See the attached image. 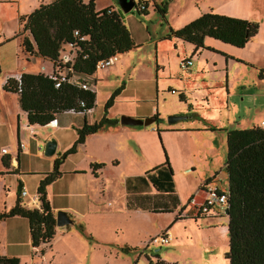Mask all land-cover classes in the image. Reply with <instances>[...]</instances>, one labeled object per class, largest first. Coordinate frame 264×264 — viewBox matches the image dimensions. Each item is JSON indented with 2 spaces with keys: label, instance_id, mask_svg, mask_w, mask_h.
<instances>
[{
  "label": "rangeland",
  "instance_id": "rangeland-1",
  "mask_svg": "<svg viewBox=\"0 0 264 264\" xmlns=\"http://www.w3.org/2000/svg\"><path fill=\"white\" fill-rule=\"evenodd\" d=\"M44 1L47 0H0V71H3L1 72L0 79H3L7 73L14 71L15 60L23 58L19 41L13 39V36L21 29L20 15H22V17L23 15H29L31 11H35L36 8L38 9L40 4ZM157 1L160 6L161 4L166 5V15L159 13L154 7L153 2L149 4L147 15H140L135 10L129 14H122L127 28L134 37L136 46L142 45V47L119 55V61L116 66L100 69L96 72L98 80L102 79L106 81L108 86H111V82H114L116 79L120 80V82L112 88H107L105 86L100 87L101 85L99 84L97 90L98 103L96 104L94 113L95 118L99 117V115H101V117L107 116V111L105 109L106 102L111 98L110 95L107 100H104L106 99V93L100 94V90L103 92L111 91V94H114L116 91L121 90L123 84H129L130 79L138 77L139 79L146 80L149 78L150 73L153 75L152 79H156V43H158V51L160 55H162L166 70H170V74L165 72L164 77L171 76L173 78H183L188 74H194L197 67V60L203 59L209 63V72L207 73L210 74L207 75L208 80L210 82L216 81V76L214 77L212 74V71H214L213 61L219 59V57L216 56V53H218L216 50L211 49L209 51H201L202 57L198 55L195 56L196 59L194 60V66L184 70L181 69L180 62L186 56V51H192L190 45L179 39H166L171 29L177 30L190 23L194 15L193 12L196 0ZM199 1L201 0H198V2ZM107 3H113L114 6L120 10L118 0H98L97 7L100 8ZM246 14L248 20L264 24V0H252L251 10L246 12ZM253 41H255V39ZM212 44L214 45L213 47L218 46L216 43ZM232 50L237 51L238 49ZM66 53H68V51H66ZM246 55L248 56V53L242 54V56ZM220 60L221 59H219V61ZM250 61L253 63L252 66L240 65L242 69L237 76V79H239L238 82L234 83V79L231 80V90L235 95L232 97L230 103L231 111L234 112V114L238 113L240 119L242 118V120H245L244 122H247V127L249 128L252 125L251 120H254L256 116L259 118L256 120L257 123L264 121V80L262 81L259 79V71L264 68V47L253 52ZM33 65V63L30 64V67ZM38 67H40V69L42 67L45 68L47 72L51 71L50 63L44 60L39 63ZM116 68L118 71H115ZM28 69L30 70L29 67ZM116 72L119 73L116 74ZM230 77H232V73ZM242 79L245 80V84L246 81L249 82V84H246L247 87L245 88L239 83ZM255 79L257 82L254 84L257 85V88L252 85V82H254ZM223 80L226 82L225 78H223ZM123 81H125V83H123ZM248 85H250L251 88H248ZM140 86L144 91H147V94L153 93L151 101H155V88L153 89L154 86L152 83H142ZM174 87L175 86L173 85V88ZM222 91L225 102V88H223V90H218V97L222 98ZM129 94L130 86L125 95ZM145 96L146 95H143V97ZM192 97L193 96L191 95L190 99H192ZM10 98L11 100H7L10 109L6 110L3 116V124L0 126V152L2 155V149H6L10 151V155L14 157L16 155L18 142L17 138L15 141L14 135H12L13 130H11V127L14 126L15 109L13 107L17 106V97L13 94L10 95ZM174 98L176 101L180 100L178 94L173 95L171 92L168 93L167 91L164 94H160V104L163 99L164 101H167L164 103V109L161 110V113L165 115L164 128L178 129L184 124L187 126H193L194 124L200 123L202 125H214V123L215 125H220L224 118L226 119L228 113L227 109L225 106L223 107V104L222 107H219L222 101L216 99L215 103L213 99L211 105L214 104V110L211 109L206 112L205 109L208 104L203 102L201 97L198 98V101L197 98L196 100L192 99L191 101L193 104L188 103V107L190 105L191 108L185 112L187 114L166 115L168 111H174ZM142 101L143 102L140 104L146 106L147 103L145 102V99H142ZM123 102L124 101L121 100L117 101L118 104L109 112L108 117L110 119H112L111 117H118V119H121L122 116H125L122 113L127 108V105ZM217 107L219 108L217 109ZM187 115L191 116V118L178 121L174 124L168 123L169 117L184 116L188 118ZM153 125L157 124L154 123L151 126ZM31 128L33 129L32 131ZM31 128L21 133L20 141L27 147V152L26 156H23L20 160V164L22 165V173H19L20 180H18L15 174L0 177V206L1 201L3 200L7 202L8 197L9 202L14 198L17 200L19 184H22L28 193L27 197L21 198L24 205L28 208H36L37 206H40L41 204L37 188L43 178L42 174L48 170L49 162L52 160V157H47L44 154L47 142L51 139L57 141L55 137H51V135L54 134L61 140L62 144L67 145L69 143L71 144V147L74 144V142H72V137L75 132L72 129L58 130L57 124ZM107 132V128L100 130L98 135L101 137H96L95 140L101 138V144L108 145L109 141L105 138ZM169 138L172 140V144L179 141V138L176 137L174 133L169 134ZM193 140L194 139L192 138L185 139V142L187 143V149L185 152L187 156L190 155L188 158L189 160L198 164L199 160L203 159L202 155L204 153H202V151L206 149H204L206 144L199 140ZM116 146L121 149V153L118 154L121 163L113 171L111 169L107 170L103 176L105 179L111 180L113 178L118 182L117 177L122 178L125 175L132 174L129 161H124L125 156L122 153H124V151L130 146L132 149L129 150L128 155L132 156L133 151L139 149V147H135L133 142H130L127 137L124 136L119 137ZM95 147L96 144L90 145L88 155L80 152L69 158L70 161L62 165L61 172L64 173L62 174L64 176L55 183L53 186V195H50L53 201L51 202V206L56 207L57 212H67L74 223L77 222L78 224L75 223L62 228L57 227L56 236L50 245L43 244L39 249H34L31 245L28 221L19 218L8 221L11 229L14 226L18 228L19 239L16 241L17 245L9 244L7 248L9 251L16 250L17 253L21 255V264H149V261H152L153 264H161L163 260L169 264H228L225 259V254L228 251V235L225 231L222 232L220 229V227L224 228V224L220 225L217 229H207L201 226L202 223L199 221L196 222L189 219L184 221V223L177 228V235H173V233L170 234L171 241L169 244L164 246L149 245L150 241L159 235V220L167 217H164V215L162 217H152V226L143 225L145 231L142 235H138L132 229L138 228V224L135 223L132 227L131 224H127V217L129 214L125 213V210L122 208L120 194H115L116 191L114 190V187L111 190L108 187L104 197L101 198L99 202L96 197L93 198V200L96 201L92 202L94 206L93 212H99L100 217L97 220L101 225L97 223L94 216H90V219L88 221L85 220L86 222H84L82 219V210L84 206L80 201L82 200L84 193L82 189L85 188L88 181L86 182L84 179L82 180V178H80L84 176L83 174H71L69 171L77 164L83 167L85 156L90 158L92 152L95 151ZM148 150L150 152V149ZM196 151L197 157L195 158L193 153ZM221 152L222 153L219 155L223 157L224 161L226 159V150ZM2 161L0 160V170L4 166ZM221 161H211L210 166L220 167L217 172L219 173L218 182L221 187H223L226 186L227 175L225 171L221 170L225 163ZM207 165L209 166V163ZM53 167L54 166L52 165V168ZM53 170L54 169H52V172ZM34 171H36L34 175L27 173ZM201 171H203V169H201ZM204 171H207V169L204 168ZM194 173L195 174L192 175L197 179L198 176L196 174L198 173ZM210 174L212 173L208 170L206 176L208 177ZM184 181L183 176H177V183L180 191H182L181 195H183L184 190L187 189ZM198 183L199 181H195V186H193L192 182L191 189H193V187L195 189ZM197 189L198 188H196V191ZM8 191L10 193H8ZM70 193H73V197ZM192 193L194 194L195 191L193 190ZM203 195L200 196L197 202H201L205 198V193ZM189 199L191 198L189 197L185 200V204H189ZM187 205L185 206L187 207ZM189 210L190 207L187 211ZM119 224L126 228L123 230V233H125L124 236H121L116 230ZM87 226L89 227L87 228ZM209 230L218 231L208 233ZM5 235V228L1 227V243L5 240ZM11 242L12 241L9 243ZM126 244L134 245L138 248H134L132 251H127L125 250ZM156 256H158L159 259Z\"/></svg>",
  "mask_w": 264,
  "mask_h": 264
},
{
  "label": "crops",
  "instance_id": "crops-1",
  "mask_svg": "<svg viewBox=\"0 0 264 264\" xmlns=\"http://www.w3.org/2000/svg\"><path fill=\"white\" fill-rule=\"evenodd\" d=\"M87 1V0H86ZM98 0H95L96 10L100 11L102 9H106L109 7H112L116 10L118 13L120 10L114 6L113 3H107L106 5H102L100 8L97 7ZM155 4H158L157 0H154ZM49 3V0L42 2V4ZM162 5V4H161ZM40 7V6H39ZM195 7V8H194ZM194 12L193 17L191 21L199 18L205 13L213 12L219 15H225L229 17H234L238 19H244L248 20L246 12H249L252 7V0H201L198 2L196 0V5L194 6ZM36 8V7H34ZM37 9V8H36ZM35 10V9H34ZM33 11H31L32 13ZM30 13V14H31ZM29 14V15H30ZM29 15H23V17H27ZM22 17V15H20ZM190 21V22H191ZM250 21V20H249ZM124 22V19H123ZM254 22V21H253ZM125 24V22H124ZM126 25V24H125ZM20 27L21 29L17 34L13 36V39H17L20 43V47L22 49V55L23 58L17 59L14 61L15 67L14 71H11L5 75L3 79H0V126L3 124V116L6 112V110L10 109L8 107L7 100L10 99V95H13L14 93L6 92L4 90V86L9 78H15L18 75H22L23 73H30V74H51L53 69L51 66V71L47 72L45 68L38 67L39 63L44 60L48 63V59H44L38 55H30L24 50L23 47V40L25 37L29 38L32 44H34L32 37L29 32H24L23 25L20 21ZM133 37V35H132ZM134 39V37H133ZM255 39V41H253ZM250 43L246 45L244 49H238L236 47H233L231 45L224 44L220 41L206 38L204 41V45L207 48L214 49L218 53H216V56L221 59L219 61L215 59L213 61V70L212 74L215 77V82H210L207 78V75L209 72V63L207 61H204L203 59H198L196 62L197 67L194 74H188L183 78H173L171 76L164 77V73L168 72L170 74V70H166V66L164 65V60L162 58V55H160L158 51V43H156V51H157V57H156V79H152L153 75L152 73L149 74V78L146 80L139 79L138 77L134 79H130L129 84L125 83L123 81V86L121 87V90L119 92V95L116 96L114 105L108 109L107 116H109V112L114 108L115 105H117V101L121 100L124 101L123 103L127 105V108L122 113L125 116L144 120L149 117H156L158 118L156 124L151 127L144 128L145 126H134L130 127L129 125L125 126L120 123V119L118 117H111L112 120H118V124L116 126H109L107 128V136H105L106 140L109 141L108 145L101 144V138H98V140H95L96 137H101L98 135V133L91 135L86 138L84 144L78 146L77 152L74 155L69 156L63 164H66L69 160V158L77 155L78 153H85L88 155L89 153V147L92 144H96L95 151L92 152L91 157L85 156L84 158V165L81 167L80 165H75L69 172L71 174H83L82 180L88 181L87 185H85V188L82 190L84 191L82 200L80 201L81 204L84 206L82 212L83 217L82 219L84 222L88 221L90 219V216H94L95 220L98 224L100 214L93 212V204L92 202H96L93 200L94 197L98 200V202L101 200V198L104 197L105 192L107 191L108 187L111 190L114 187V190L116 191L115 194L119 193L121 197V206L125 210V213L129 214L127 217V224H131V227L133 224L137 223L138 228H132L134 232H136L138 235H142L145 231V228L143 225H149L152 226V217H164L167 218L159 220L160 225V231L158 232L159 235L166 232L169 235L173 233V235H177L178 231L177 228L180 227L184 221H187L189 219L196 221L197 218V212L195 210V207L200 202H197L201 195L204 194L202 191V187L205 186V183L208 179H211V182L208 183L210 187H218L220 190H227L228 187V181H226V186L221 187L219 184V173L218 168L220 167H213L210 166L211 161L220 162L223 161V157L219 154L222 153L221 151L226 150V130L231 129H249L247 127V122H244L245 120L240 119V115L238 113H235L231 111V100L232 97L235 95V93H232L231 90V80L234 79V83H237L239 79H237L238 74L241 72L240 65L243 64L245 66H252L251 54L259 48L264 47V24H260V30L258 35L254 38ZM180 40V39H179ZM182 41V40H181ZM212 43H216L218 46L213 47L214 45ZM136 44V43H135ZM189 44V43H188ZM192 51H186V56L183 58V60L186 59H192L193 65L195 64L196 55L202 57L201 51H209L205 49H199L197 50L192 44H189ZM139 47H142L140 45ZM138 47V48H139ZM136 49V48H135ZM133 49V50H135ZM231 49V50H230ZM232 49H238L237 51H233ZM36 50V47H35ZM243 53H248V56H242ZM160 59V61H159ZM240 61V62H239ZM27 64H26V63ZM34 64L30 67V64ZM51 65V64H50ZM30 70L28 69V67ZM116 66V65H114ZM113 67V66H112ZM1 69V65H0ZM115 71H118L116 68ZM263 72V75H259L260 80H264V68L260 70ZM259 71V72H260ZM2 70L0 71V75ZM119 72H116L118 74ZM232 73V77L231 76ZM97 74H94L91 79L95 81V94H96V103L95 107L91 109L88 113L85 115H79V116H71L67 114H62L58 117L57 124L58 130H73L75 132L74 136L72 137L73 141L76 142L78 138L77 130L81 129L84 123L86 122L88 125H93L97 122H99L103 117L99 115V117L95 118L94 113L96 109L97 102V96H98V86L100 87H107L112 88L115 87V85L120 82V80H115L114 82H111V86H108L106 81L104 80H98L96 77ZM219 75V76H218ZM226 79V82H224L223 78ZM193 80H191V79ZM245 80H240L239 83H241L242 87H247L246 84H249L248 81H246V84L244 82ZM256 81L252 82V85L256 86L254 84ZM132 83V84H131ZM142 83H152L155 88V101H151L153 98V93L147 94V91H144L143 88L140 86ZM225 84V86H224ZM173 85L175 86L173 88ZM130 86V94L125 95L127 93V90ZM142 88V89H141ZM225 88L226 90V98L224 102V95L222 91V98H219L218 90H223ZM248 88H251L250 85H248ZM172 93L173 95H179L180 100L176 101L175 98L173 100L174 102V111H168L166 115H183L187 114L185 113L188 109L190 110V105L188 107V103H192V99L198 101V98L201 97L202 101L207 103V108L205 109L206 112L213 109L214 110V104L211 105V101L214 99V102L216 103V99L218 101H222L219 107L225 106L228 113L226 115V119L224 118L223 122H221L220 125H202L200 124H194L193 126H187L183 125L181 128H164V118L165 115L161 113V110L164 109V103L167 102L166 100L162 101L160 104V94L161 93ZM106 93V96L104 100H107L110 95L112 97L113 93L111 94V91H101L100 94ZM17 97V106L13 107L15 109L14 111V126L11 127L12 135H14V139L18 142V138L20 141L21 133L23 131L28 130L31 127H40L38 125L30 126L27 119V114L21 109L20 103H19V95L14 94ZM143 95H146L143 97ZM193 96L192 99H190V96ZM216 95V98H215ZM142 99H145V102L147 103L146 106H142L140 103H142ZM131 100V101H130ZM148 100V101H146ZM128 101V102H127ZM107 103V102H106ZM217 107V109L219 108ZM165 113V112H164ZM188 119L191 118V116L187 115ZM214 117V116H213ZM252 117V116H251ZM109 118V117H108ZM216 118V117H215ZM110 119V118H109ZM259 118L256 116L254 120H251L252 125L250 128L254 126H260L264 121H260V123H257L256 120ZM211 127H215L219 129V131H211ZM33 129L31 128V131ZM174 133L176 137H178L179 141L175 144H172V140L169 138V134ZM124 136L127 137V139L133 144L139 147V149H136L133 151V155L129 156L128 152L132 147H128L124 153H122L125 157L124 161H129V165L132 170V174L125 175L124 177H117V181H115L113 178L111 180L105 179L104 174L107 170H114L117 168V166L120 165V160L118 154L121 153V149L116 146L119 137ZM51 137H55L57 139V151L55 156L52 157V160L49 162V168L47 171H45L43 175V178L47 175L52 173V165L54 166V161L59 158L62 154L67 152L71 148V144H62L61 140L56 137L54 134L51 135ZM50 137V138H51ZM192 138L194 140L202 141L205 145L202 153H204L203 159L199 160V163L196 164L192 160H189V156H187L185 150L187 149V143L185 142V139ZM71 139V140H72ZM48 140V139H47ZM193 140V141H194ZM161 143V144H160ZM24 145L20 141V145ZM19 143L16 148V155L12 157L10 154V151L6 149L7 154H2L0 152V160H8V163L10 165L9 168H1L0 177H4L9 174H15L18 180H20L19 173H22V165L20 164V160L23 156H26L27 147L24 145V148H22L21 153L18 157L19 152ZM158 147V148H157ZM150 149V152L149 150ZM59 152V153H58ZM135 153V155H134ZM139 153V154H138ZM191 153V152H190ZM189 154V152H188ZM194 157L197 156V151L193 153ZM168 158L169 165L173 171V182H174V190L170 193L166 192L164 187H156L153 183V180L151 179L152 176H156V169L160 168L164 165H166ZM221 161V162H222ZM226 162V159L223 161V163ZM3 163V161H2ZM209 163V166L207 165ZM94 164H103L104 166L96 171V174H94L92 170V166ZM215 164V163H214ZM62 167V165H61ZM60 167V172L62 171ZM51 168V169H50ZM204 168L209 170L210 174L208 177L206 176V172L204 171ZM210 168V169H209ZM203 169V171H201ZM4 170V171H3ZM91 170V171H90ZM221 170L225 171V163ZM36 171L34 172H27L34 175ZM194 172L198 173L196 174L198 176V180L193 177L192 174H195ZM62 173V172H61ZM226 173V172H225ZM64 174V173H62ZM38 175V174H37ZM41 175V176H42ZM201 175V177H200ZM39 176V175H38ZM64 175H61L60 178H58L55 182H53L51 185L47 187V195L48 200L51 204L52 199L50 195H53V186L59 179H61ZM177 176H183L184 182L186 183L187 189L184 190L183 195H181L178 183H177ZM42 178V179H43ZM41 179V180H42ZM195 181H199L196 188L191 189V183L193 182V186H195ZM20 182V181H19ZM22 182V181H21ZM201 183V184H200ZM200 185V187H199ZM24 187V186H23ZM194 190L195 193L193 194L192 191ZM200 191V192H199ZM198 192V193H197ZM8 193H10L8 191ZM70 195L73 197V193H70ZM204 196V195H203ZM189 199V204H185V200L187 198ZM9 198V197H8ZM7 198V202L1 201L0 206V212H7L11 210L15 204L16 199H12L9 202V199ZM41 204V203H40ZM187 205V207L185 206ZM41 206V205H40ZM40 206H37L36 208H40ZM190 207V210L188 208ZM52 207V206H51ZM28 208V207H26ZM33 209V208H28ZM57 208L52 207L53 214L56 217L57 214ZM66 210V209H65ZM97 210V209H96ZM97 212V211H96ZM155 215V216H152ZM19 218L22 220L21 217H14L11 219ZM5 220L0 223V228H5L6 235L5 240L0 242V255L6 256L8 258H18L21 262V255L17 253L16 250H8V245H17V240L19 239V230L16 226L12 227L9 225V220ZM86 220V221H85ZM28 221V220H26ZM202 223L201 226L207 229H217L220 227V225L224 224V228L220 227L222 232H228L227 224H228V218L221 217V215H217L214 217H208L204 219L197 220L196 222ZM74 222V221H73ZM78 224L77 222H75ZM74 223V224H75ZM88 225V224H87ZM89 226H87L88 228ZM123 225L119 224L117 226V232L124 236L125 233H123V230H125ZM218 230L211 231L215 232ZM30 233V230H29ZM57 233V232H56ZM158 235V236H159ZM172 235V237H173ZM226 235V234H225ZM31 238V235H30ZM171 238V235H170ZM54 240V239H53ZM12 241L11 243H9ZM53 242V241H52ZM51 242V243H52ZM50 243V244H51ZM48 244V245H50ZM5 247V249H4ZM126 248L130 249L129 251H132L135 247L134 245H127ZM161 261V260H160ZM164 262V260H163ZM166 263V262H165ZM21 264V263H20ZM169 264V263H168Z\"/></svg>",
  "mask_w": 264,
  "mask_h": 264
},
{
  "label": "trees",
  "instance_id": "trees-1",
  "mask_svg": "<svg viewBox=\"0 0 264 264\" xmlns=\"http://www.w3.org/2000/svg\"><path fill=\"white\" fill-rule=\"evenodd\" d=\"M136 1L138 5L133 11L140 15H147L152 2L159 13L167 14L164 4L160 6L154 0H134ZM122 14L121 10L117 13L112 7L97 11L95 0H49V3L40 5L29 16L21 17L24 32H29L34 42L32 44L25 37L24 50L30 55L48 59L53 69L48 75L23 73L21 90L16 77L9 78L4 86L6 92L19 95L20 107L27 114L30 126L45 127L57 123L60 115L67 114L72 109L77 113L67 115L83 116L95 107V93L67 83L56 88V82L51 76L71 69L73 74L69 75L77 77L78 82L86 81L95 85L91 77L98 71L99 61L138 48L123 22ZM259 30L260 24L257 22L209 12L180 29H171L166 39H180L192 44L197 50H211L204 45L206 38L244 49L258 35ZM75 32H78V36ZM68 44L78 48L77 56L74 62L63 64L61 49ZM260 75L263 72L260 71ZM119 92L120 90L116 91L107 101L106 111L114 105ZM82 101L85 103L84 107L80 106ZM117 124L118 120L107 117L93 125L85 122L77 130L78 138L73 146L54 161L53 172L40 181L37 188L40 208H26L21 200V192L25 187L19 184L16 204L11 210L0 212V223L14 217L26 219L32 247L39 249L43 244H50L56 236L57 226L47 198V187L61 177V165L69 156L76 154L78 146L84 144L87 137ZM211 131L219 129L211 127ZM225 132L228 187L225 191L218 188V191L226 196L228 215L225 212L217 214L228 218V251L225 259L228 264H264V125L262 123L249 129H231ZM18 143L20 145L19 138ZM21 150L19 147L18 159ZM166 160L167 164L157 168L156 176L151 179L156 187H164L170 193L174 190L173 171L167 157ZM3 165L5 168L10 167L7 159L3 160ZM103 166L94 164V174L97 175L96 171ZM211 180L212 178L208 179L202 189L205 190ZM204 218L208 216H197L196 221ZM0 264H20V260L0 255ZM149 264H153L152 261ZM161 264L168 263L162 261Z\"/></svg>",
  "mask_w": 264,
  "mask_h": 264
},
{
  "label": "built area",
  "instance_id": "built-area-1",
  "mask_svg": "<svg viewBox=\"0 0 264 264\" xmlns=\"http://www.w3.org/2000/svg\"><path fill=\"white\" fill-rule=\"evenodd\" d=\"M135 4L138 5L137 1L135 2ZM142 8H144V6H142ZM75 35L78 36V32H75ZM77 50L78 48L73 45V44H68V45H63L62 49H61V60L63 64H67L69 62H74V59L77 56ZM66 51H68V53H66ZM118 55H114L112 57H109L107 59L101 60L98 62L97 64V70L100 69H106L109 67H112L114 65H116L119 61L118 59ZM193 65V60L192 59H186V60H182L180 62V67L181 69H188ZM67 71V72H66ZM65 72H58V75H52L51 78L56 82V88H60L62 84H70L73 86L78 87L81 90L84 91H88L91 93H95V85H92V83L90 82H78L77 77L74 78V76L72 77L69 74H73L71 69L66 70ZM18 82V87L19 90H21V86H22V80H21V75H18L15 78ZM80 106L84 107L85 103L82 101L80 102ZM89 111H87L86 113H88ZM67 114H76L77 111L75 109H72L68 112H66ZM85 113V114H86ZM264 125V122H263ZM21 149L24 148V145H20ZM2 154H7V152L5 150H2ZM218 187H210V186H206L205 190L203 189V192L205 193V198L196 205L195 210L197 212L198 216H208V217H214L217 216V214L222 213V212H226L227 208H226V196L224 193L219 192L218 191ZM28 196V193L26 191L25 188H23L22 192H21V197L25 198ZM170 235L166 232L162 233L159 236H156L155 238H153L149 245H167L170 243Z\"/></svg>",
  "mask_w": 264,
  "mask_h": 264
},
{
  "label": "water",
  "instance_id": "water-1",
  "mask_svg": "<svg viewBox=\"0 0 264 264\" xmlns=\"http://www.w3.org/2000/svg\"><path fill=\"white\" fill-rule=\"evenodd\" d=\"M120 10L123 12V14H129L130 12L135 9L136 4L134 0H118ZM187 117L184 116H172L168 118L169 124H174L178 121L186 120ZM158 118L156 117H149L144 120L134 119L128 116H122L120 119V123L122 125H129V126H151L152 124L156 123ZM57 151V141L55 139H51L49 142H47L45 146V156L47 157H53L55 156ZM226 215H228V210L225 212ZM74 222L71 219L70 215L65 211H59L56 214V226L59 228L67 227L70 225H73Z\"/></svg>",
  "mask_w": 264,
  "mask_h": 264
}]
</instances>
